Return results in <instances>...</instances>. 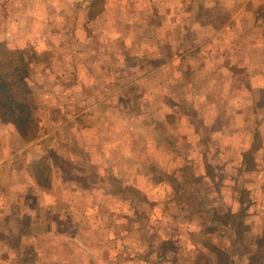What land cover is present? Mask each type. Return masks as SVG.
Instances as JSON below:
<instances>
[{"label": "rangeland", "instance_id": "1", "mask_svg": "<svg viewBox=\"0 0 264 264\" xmlns=\"http://www.w3.org/2000/svg\"><path fill=\"white\" fill-rule=\"evenodd\" d=\"M248 69L264 81V0H0V183L38 215L58 183L59 237L84 216L60 264H180L183 245L187 264H262Z\"/></svg>", "mask_w": 264, "mask_h": 264}, {"label": "crops", "instance_id": "2", "mask_svg": "<svg viewBox=\"0 0 264 264\" xmlns=\"http://www.w3.org/2000/svg\"><path fill=\"white\" fill-rule=\"evenodd\" d=\"M250 74H252V76H250ZM248 75L251 77L249 79L250 87L252 89L254 88V91L262 90L264 81L255 80V78L258 77V75L260 77L261 74H253L250 69H248ZM43 140L44 139L41 138L39 141V150L42 149L41 143ZM52 155L56 156L53 153ZM68 156L70 157V155ZM57 184L58 183H55L53 188H45L42 184H39V204H41L39 207L45 205V207L41 208H45L46 214L42 215L41 212L38 215L37 206L32 208L31 205H28V195L12 197L11 194H9L12 192V183H0V188L3 189L2 195L0 196V264H60V261H56L54 258L58 254H61L60 252H62L65 245L68 244H71V249L68 251L69 257L74 258L76 246L72 247V244L77 242V237L81 234V229L76 227L75 218H77L76 215H80L81 217L84 216L77 211L67 212L66 220L71 224V231H67V233L62 232V235L67 236L59 237L61 234L58 228L53 227V225L56 224L55 221L62 222L64 219L62 215L60 217L57 215V211L55 212L59 196V192H55L58 188ZM76 185L77 184L73 182H67V184L62 185L63 190H65L64 195L67 193L69 195L70 188L74 193L77 188ZM65 186L67 189H64ZM67 201H70L69 196H67ZM40 237L48 238L50 244H39ZM65 241L67 244L61 243ZM185 246L187 245L181 246V253L178 259L180 264H183V262L187 264L190 261L188 258L185 259L183 257V251L187 252ZM192 248L196 247L193 246ZM46 256L49 257V259H45ZM208 256L213 258L211 251ZM169 261L173 263L172 259ZM84 262L88 264H102L101 261L85 260ZM116 263H119V261H116ZM263 263L264 262H262V264Z\"/></svg>", "mask_w": 264, "mask_h": 264}, {"label": "trees", "instance_id": "3", "mask_svg": "<svg viewBox=\"0 0 264 264\" xmlns=\"http://www.w3.org/2000/svg\"><path fill=\"white\" fill-rule=\"evenodd\" d=\"M19 109H20V111H21V114H22L23 111H26V112L24 113V115H23L24 117L21 115V116H22V117H21L22 119H21V122H20V123L23 124V123H24L23 120H26V119L30 116V112H29L27 109L25 110V108H24L22 105H19ZM13 123L16 125V127H17L18 129H20V124H19L18 122L13 121ZM26 124H28V123L25 122V125H26ZM20 132H21V134L24 135L23 131H20Z\"/></svg>", "mask_w": 264, "mask_h": 264}]
</instances>
